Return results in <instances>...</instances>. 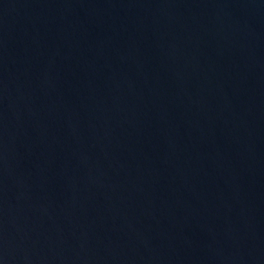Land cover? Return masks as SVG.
<instances>
[{
    "label": "water",
    "instance_id": "1",
    "mask_svg": "<svg viewBox=\"0 0 264 264\" xmlns=\"http://www.w3.org/2000/svg\"><path fill=\"white\" fill-rule=\"evenodd\" d=\"M0 264H264V0H0Z\"/></svg>",
    "mask_w": 264,
    "mask_h": 264
}]
</instances>
